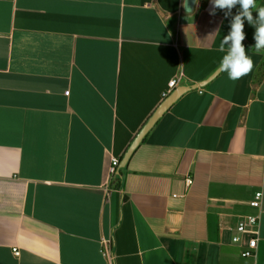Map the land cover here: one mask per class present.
<instances>
[{
    "label": "crops",
    "instance_id": "crops-1",
    "mask_svg": "<svg viewBox=\"0 0 264 264\" xmlns=\"http://www.w3.org/2000/svg\"><path fill=\"white\" fill-rule=\"evenodd\" d=\"M173 78L202 85L120 167ZM102 238L116 264H264V0H0V264H109Z\"/></svg>",
    "mask_w": 264,
    "mask_h": 264
},
{
    "label": "built area",
    "instance_id": "built-area-1",
    "mask_svg": "<svg viewBox=\"0 0 264 264\" xmlns=\"http://www.w3.org/2000/svg\"><path fill=\"white\" fill-rule=\"evenodd\" d=\"M177 79L173 78L169 81V89L163 93V97H167L176 86ZM120 164V159L116 156L111 157L110 171L114 174ZM193 184V178H186V185L189 187ZM263 192L258 190L255 196L249 201V204L259 209L258 214L244 215L236 224V232L232 236V242L243 247L241 255L243 257L255 258L258 250L260 234H261V211H262ZM248 235L247 240L245 237ZM15 255L20 254L19 247H13ZM101 254L108 260L109 264H116V256L112 250V242L108 238H102Z\"/></svg>",
    "mask_w": 264,
    "mask_h": 264
},
{
    "label": "water",
    "instance_id": "water-1",
    "mask_svg": "<svg viewBox=\"0 0 264 264\" xmlns=\"http://www.w3.org/2000/svg\"><path fill=\"white\" fill-rule=\"evenodd\" d=\"M196 0H185V9L187 11H192L194 9ZM200 84H194L192 86H178L176 87L169 96L166 97V99L158 106V108L154 111V113L151 115L147 123L144 125V127L140 130V132L137 134L136 138L134 139L133 143L129 147L128 151L125 153L124 157L121 160L120 167H124L130 156L132 155L135 148L141 143L147 132L154 126L155 122L164 114V112L186 91L190 90L191 88H197L201 86Z\"/></svg>",
    "mask_w": 264,
    "mask_h": 264
}]
</instances>
